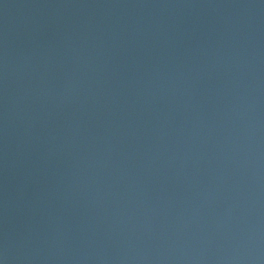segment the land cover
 Here are the masks:
<instances>
[{
    "label": "water",
    "instance_id": "water-1",
    "mask_svg": "<svg viewBox=\"0 0 264 264\" xmlns=\"http://www.w3.org/2000/svg\"><path fill=\"white\" fill-rule=\"evenodd\" d=\"M0 264H264V0H0Z\"/></svg>",
    "mask_w": 264,
    "mask_h": 264
}]
</instances>
